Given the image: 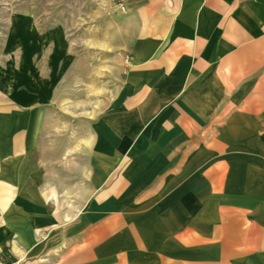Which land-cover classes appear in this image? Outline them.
<instances>
[{"label":"crops","instance_id":"crops-1","mask_svg":"<svg viewBox=\"0 0 264 264\" xmlns=\"http://www.w3.org/2000/svg\"><path fill=\"white\" fill-rule=\"evenodd\" d=\"M120 1L0 4V264H264V0Z\"/></svg>","mask_w":264,"mask_h":264},{"label":"rangeland","instance_id":"rangeland-1","mask_svg":"<svg viewBox=\"0 0 264 264\" xmlns=\"http://www.w3.org/2000/svg\"><path fill=\"white\" fill-rule=\"evenodd\" d=\"M10 2L16 3L17 7L22 9L28 3H32V13L36 17H49L62 23L65 27L66 37H68L69 44L75 47L76 50H88V29L90 15L95 13L94 3L102 2V0H0V4L8 6ZM91 4V5H89ZM81 93V101L87 102V91H77L74 95L76 99L70 97L65 100L66 109L69 113L73 112V107L76 113L80 106L79 94ZM75 100V102H74ZM76 103V104H74ZM86 105L81 106V112ZM68 112V111H67Z\"/></svg>","mask_w":264,"mask_h":264},{"label":"built area","instance_id":"built-area-1","mask_svg":"<svg viewBox=\"0 0 264 264\" xmlns=\"http://www.w3.org/2000/svg\"><path fill=\"white\" fill-rule=\"evenodd\" d=\"M113 4L119 8L120 11L124 12L125 11V6H124V3L120 0H112ZM5 264V263H3Z\"/></svg>","mask_w":264,"mask_h":264},{"label":"trees","instance_id":"trees-1","mask_svg":"<svg viewBox=\"0 0 264 264\" xmlns=\"http://www.w3.org/2000/svg\"><path fill=\"white\" fill-rule=\"evenodd\" d=\"M1 255H3L2 257H3V260H4V261H7V262L10 261V258H6V257H5V255H6V251H3Z\"/></svg>","mask_w":264,"mask_h":264}]
</instances>
